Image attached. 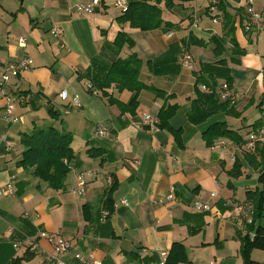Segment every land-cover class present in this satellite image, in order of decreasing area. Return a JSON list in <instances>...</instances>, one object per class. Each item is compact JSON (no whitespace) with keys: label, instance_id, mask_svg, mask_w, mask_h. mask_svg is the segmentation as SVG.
Wrapping results in <instances>:
<instances>
[{"label":"crops","instance_id":"1","mask_svg":"<svg viewBox=\"0 0 264 264\" xmlns=\"http://www.w3.org/2000/svg\"><path fill=\"white\" fill-rule=\"evenodd\" d=\"M82 1L0 0V75L7 64L22 57L32 60V67L6 87L16 98L17 124L4 122L0 103V189L8 184L14 188L12 196L0 195V264H47L52 248L38 237L40 232L70 243L60 257L66 264H82L77 255L93 264H159L160 253H169L176 243L184 247L185 264H243L241 237L254 233L247 230L250 225L264 229V202L255 220L252 210L249 223L233 210L236 204L252 205L255 193L264 195V168H254L246 159L254 154L255 143L264 141V31L246 30L248 8L264 13V0H253L251 6L248 0H174L170 9L165 0H155L163 22L172 27L148 32L118 23L122 13L112 6L116 0H100L93 14L79 17L74 7ZM218 2L230 18L226 28ZM53 28L60 30V41ZM119 32L134 46H124L116 56L111 44ZM130 54L142 62L139 81L172 99L142 90L133 113L107 103L99 90L104 70ZM219 61H224L231 84H218L227 87L240 115L217 113L191 124L187 114L195 99L193 74L211 73L208 66ZM91 85L94 93L88 90ZM63 90L66 100L59 97ZM105 92L122 105L135 95L114 86ZM75 96L78 109L71 104ZM166 104L178 106L168 120L178 140L170 131L136 127L142 114L156 117ZM258 120L262 127L253 130ZM216 124H225L243 144L222 138L207 147L202 135ZM99 125L105 137L96 136ZM47 126L72 136L75 158L57 192L17 165L19 135ZM250 135L258 139L247 148ZM90 150L100 154L90 156ZM235 162L241 165L240 174L231 177ZM86 171L92 176L79 195L76 178ZM107 177L116 183L109 211ZM170 190L175 203L168 206L163 199ZM194 201L208 203L212 210L195 213L190 208ZM249 258L264 264V249H252Z\"/></svg>","mask_w":264,"mask_h":264},{"label":"trees","instance_id":"2","mask_svg":"<svg viewBox=\"0 0 264 264\" xmlns=\"http://www.w3.org/2000/svg\"><path fill=\"white\" fill-rule=\"evenodd\" d=\"M172 1L174 0H165L164 6L166 9L171 8ZM157 4L155 0H131L127 3V10L122 13L116 21L118 23L128 24L130 28L142 32L172 27L170 24L163 22L162 11L158 8ZM216 7L222 13L224 28H226L230 18L225 13V5L218 2ZM231 33L232 27L228 29L226 34L231 35ZM230 43L235 50L237 46L232 38H230ZM197 44L201 45V43L198 42ZM111 45L116 56H118V53L124 46L130 49L134 46L129 36L123 32H119L116 35ZM236 52L241 54L238 50H236ZM141 67L142 62L138 59L136 54H130L124 59L116 58L109 67L105 68V74L100 82L99 90L102 93V97L106 98L109 105L117 106L121 112L127 111L133 113L137 107L136 94L142 90H147L158 98L172 99V96H166L164 92L147 87L139 81ZM208 67H212L211 73L193 74L195 99L191 102L187 118L188 121L194 125L203 123L209 117L217 113H225L230 117H239L240 115L234 110L229 99H220L221 86L218 84V80H223L228 87L231 84V78L228 72H226L224 61H219ZM111 86H114L118 92L128 91L135 95L127 105H122L110 98L105 92V90L109 89ZM201 87L204 89H201ZM88 90L93 93L95 91L92 85ZM177 108L178 106L176 104H166L158 112L156 118L158 121L157 128L170 131L178 140L179 133L171 131L168 127V120L174 115ZM48 113L51 117H56V115L52 113V110H49ZM261 127L262 123L260 120L252 125L253 130H259ZM222 138L236 145L243 144L242 139L235 132L229 130L225 124L213 125L202 135L205 145L209 148H211L217 140ZM71 142V134L58 131L52 126L32 128L29 133H21L19 135V143L22 147V152L17 165L24 170H31L32 176L40 182L45 183L49 189L56 192L61 191L64 188L66 176L70 171V162L75 158L74 152L70 147ZM88 153L90 156L100 154V152L96 150H90ZM246 159L249 163L253 164L254 168H264V141L262 143L256 142L254 145V154L252 156H246ZM240 167L241 165L235 162L228 175L237 177L240 174ZM115 187L116 183L113 180L107 193L105 207L107 211H109V208L112 206L109 196ZM251 199L253 205L252 218L255 220V218L260 216V211H262L264 195L255 193L252 195ZM247 230L249 232L254 230L255 236L252 239H250L248 235L241 237L240 252L242 261L243 264H258L250 260L249 254L252 249H264V229H253V226L250 225ZM187 262L188 259L184 247L176 243L172 245L171 250L167 253L164 264H185Z\"/></svg>","mask_w":264,"mask_h":264},{"label":"built area","instance_id":"3","mask_svg":"<svg viewBox=\"0 0 264 264\" xmlns=\"http://www.w3.org/2000/svg\"><path fill=\"white\" fill-rule=\"evenodd\" d=\"M253 0H248V5L251 6ZM100 6V0H83L80 4L76 5L74 7V13L81 17L85 15H91L94 13L96 8ZM113 7L115 9H118L121 13H124L127 10V1L126 0H116L113 4ZM248 14L250 18V22L246 26V30H250L251 27H256L258 29H261L264 31V13H256L252 10L251 7L248 8ZM51 33L53 36H55L59 41L61 39V32L58 28H53L51 30ZM19 42L22 44L24 42L23 39H20ZM184 59L186 61H190L189 56H185ZM32 67V60L28 57H22L16 62L7 64L0 75V103H3L4 105V112H3V120L4 122L8 124H17L19 122V117H17L14 114V105L16 102V98L12 95H8L6 93V87L8 83L14 79H16L20 74L23 72L29 70ZM90 86H88L89 88ZM204 89V88H203ZM59 97L61 100H66L67 93L65 90L61 91L59 93ZM230 94L227 91V87L224 85L221 87V93H220V99L221 100H227L229 99ZM72 107L73 108H80V103L75 96L72 99ZM68 113V110H66ZM157 118L155 116H151L148 114H142L140 117V125L136 127H147L149 130H157ZM95 134L98 137H105L106 136V130L102 126H97L95 128ZM258 139V138H257ZM257 139L250 135L248 137V144L247 148L253 147V143L257 141ZM92 176V172L86 171L82 172L77 175L76 178V189L75 192L79 195L84 194L85 188L87 186V178ZM106 184L110 186L112 184V178L107 177L106 178ZM14 194V188L11 184H8L6 187L0 189V195L3 196H12ZM215 193H211L210 196L213 198L215 197ZM168 206H171L173 203H175L174 194L173 191L170 190L163 199ZM120 205L128 206V203L126 200H120ZM190 208L195 213H207L212 210L210 205L208 203H203L199 201H194L191 203ZM233 210L237 212L242 219L245 222H250L249 218L252 213L253 207L249 203H243V204H236L233 206ZM255 234H249L250 239L254 238ZM38 237L40 239L45 240L47 243L51 245V252L49 254V259L47 264H66L64 261L61 260V255L69 251L70 249V243L63 239L62 237L54 234V233H47V232H40L38 234ZM14 247H17V244L14 245ZM167 257L166 252L160 253V263L164 264ZM79 262L82 264H93L90 260V258H85L83 256L77 255L75 257Z\"/></svg>","mask_w":264,"mask_h":264},{"label":"rangeland","instance_id":"4","mask_svg":"<svg viewBox=\"0 0 264 264\" xmlns=\"http://www.w3.org/2000/svg\"><path fill=\"white\" fill-rule=\"evenodd\" d=\"M114 4V3H113ZM113 4H112V6H113ZM201 89H203V87H201Z\"/></svg>","mask_w":264,"mask_h":264}]
</instances>
